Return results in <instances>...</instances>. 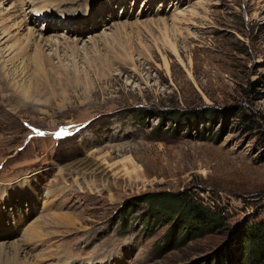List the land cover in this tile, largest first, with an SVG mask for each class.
<instances>
[{"label":"rangeland","instance_id":"374dc122","mask_svg":"<svg viewBox=\"0 0 264 264\" xmlns=\"http://www.w3.org/2000/svg\"><path fill=\"white\" fill-rule=\"evenodd\" d=\"M26 2L27 30L85 32L82 82H43L24 105L0 82V245L22 246L28 264H264L226 250L233 229L264 223V0H89L70 17L60 0L35 14ZM159 19L170 29L148 22ZM117 23L131 27L135 65L121 53L100 66L91 38ZM168 107L202 114L172 119ZM165 191H188L228 226L180 243L178 216L156 218L144 202ZM34 225L43 238L23 241Z\"/></svg>","mask_w":264,"mask_h":264},{"label":"bare ground","instance_id":"6f19581e","mask_svg":"<svg viewBox=\"0 0 264 264\" xmlns=\"http://www.w3.org/2000/svg\"><path fill=\"white\" fill-rule=\"evenodd\" d=\"M45 1L44 0H31V3H33L34 8H35V10L31 14L38 13L41 10L43 13L44 7H47L48 4H51V0L50 1L48 0V2L46 3ZM60 1L66 3V6H64L65 8L64 11L67 12L68 17L74 16V14L71 12L74 10L69 9V8H72L71 6H69L70 4L75 5V4H81V3L85 4L86 3L84 6L86 8L89 6L88 5L89 0H86V1L85 0H60ZM123 1H126V0H123ZM149 1H154V0H149ZM10 2L12 3L10 4ZM5 3H7L6 7H5ZM30 8H31L30 3H27V2L25 3V0H0V82L3 85L2 89L5 92L12 89V90H15L16 95L18 93V96H15V97L17 98V101L20 105L21 104L24 105L25 104L24 100H26L30 96L40 94V92H42L43 82H46V81L49 82L51 80L59 81V79H61L60 77H64V79L69 80L70 75L75 81L79 82L81 80L82 82V79H81L82 77L79 74V69L77 67L76 59L77 57H79L81 53L80 50H82L80 49V45H81L80 43L84 42V40L86 39L82 37L83 34H85V32L82 33L80 37H78L76 32H73L67 28L66 35L58 34L56 31L55 33L57 34H52L53 36L51 37H47L42 34L37 35L35 30H32V29L30 31L27 30L28 25L25 21L26 20L25 16L27 15L28 12H30ZM21 11L23 12V16H24L23 18L25 20L21 19L22 17ZM82 16H83L82 13L81 14L78 13L76 16V17H79L78 19L72 17L71 19L74 21L76 20L77 25L70 23L69 27L73 28L75 26L82 24L83 18L86 17V16L84 17ZM49 17L51 16L48 15L45 19L48 20ZM94 17L95 16L93 15V13L90 12V10H88V15L86 19L89 18L90 20L91 19L94 20ZM174 21H178V20L175 19ZM64 22H67V20ZM148 22L149 23L151 22V24L152 23L160 24V26H162L166 30L170 29L168 27L169 26L168 22L165 19L163 20L159 19V20H154V21L150 20ZM127 25L128 23L114 24L113 26L117 27L114 35H109L105 31L104 36H101L99 39L97 38V36L96 37L91 36L92 37L91 38L92 39L91 48L95 51L94 53L95 59L98 65L103 66L105 64L106 59L104 56H108V55L115 56L117 54V59H118L121 53L122 54L126 53L125 54L126 58L129 56L131 59L130 61L131 64L135 65L136 60L133 58V56L129 52L131 49V45L129 44L130 38L122 34V32L127 29ZM131 25H134V24H131ZM129 32L131 33V31ZM130 33H128V35ZM72 37H74V39H72ZM94 38H97L98 40H95ZM166 41L171 45V47L175 50V52H178L176 44L172 40H170V38H166ZM116 42L118 43L115 44ZM10 43H13V44L10 45ZM102 50L105 51V53L103 52L104 54L101 52ZM85 51L89 53V49L86 48ZM66 57L73 58L72 65L74 66V68H73V71L71 72L69 71L68 68H66V65H65ZM120 60H122L123 62V59H121V57H120ZM129 60H126V61H129ZM27 62H31L30 65L26 64ZM20 63H23V65L22 64L19 65ZM56 65H59V66H56ZM164 65H167V61H166V64ZM133 70H136V69L133 68ZM21 77H23L21 80L27 77L28 84H20L17 80L18 78H21ZM56 219H59L57 220L59 221L58 223H64L66 225L72 226V224L74 223L73 219L71 218H67L68 220H65V218L61 216H57ZM40 227L41 226L38 225L32 229H27V232H26L27 234H25L26 237L25 239H23V241L25 240V242H30V241H36L38 239L43 238V234L41 232ZM10 247L13 248L14 250L13 251L9 250V247L6 246L5 244L0 245V259L3 257L5 258V256L8 257L7 259H3V261L0 264H28L27 262L28 259L27 260L25 258L23 259L21 256L24 253L22 246L20 247V245L18 244V245H13Z\"/></svg>","mask_w":264,"mask_h":264},{"label":"trees","instance_id":"16d2710c","mask_svg":"<svg viewBox=\"0 0 264 264\" xmlns=\"http://www.w3.org/2000/svg\"><path fill=\"white\" fill-rule=\"evenodd\" d=\"M160 110L165 115L171 116L172 119L180 118L186 121L199 118L202 114L199 111L194 114L183 113L174 107ZM204 114L205 117H210L213 112L208 111ZM144 202H149L150 208L153 210L151 214L153 213L156 218L164 215L170 221L174 216H178L176 221L178 220L182 224L180 229L183 230L180 243L191 240L195 234L200 236L203 233H212L218 227L226 228L228 226L227 217L224 213L205 205L188 191L152 193L145 197ZM242 229L244 232H241L239 228L230 232L229 241L233 249L226 248L227 252L232 253L233 250H236L245 255L246 249L249 248L251 252H254L259 262H264V223L247 221L242 225Z\"/></svg>","mask_w":264,"mask_h":264}]
</instances>
